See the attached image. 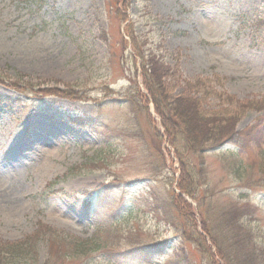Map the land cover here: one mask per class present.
<instances>
[{
  "label": "rangeland",
  "instance_id": "1",
  "mask_svg": "<svg viewBox=\"0 0 264 264\" xmlns=\"http://www.w3.org/2000/svg\"><path fill=\"white\" fill-rule=\"evenodd\" d=\"M258 17L264 0H0V77L11 83H0V240L25 239L39 223L74 239L113 225L121 248L167 241L159 254L124 264H206L157 216L173 210L178 163L135 110L130 77L140 86L141 70L126 31L136 48L157 53L173 70L172 94L198 77L216 79V91L238 100L264 98V27L252 25ZM52 88L70 95H51ZM223 98H204L202 107L214 109ZM258 115L246 111L236 127ZM257 145L222 147L235 159L226 163L209 150L204 163L207 187L252 206L243 219L264 246V183L246 187L241 178ZM190 160L198 163L195 155ZM247 172L258 176L254 166ZM45 239L35 243L36 264L48 256L50 264H76L52 255ZM89 261L115 264L102 254Z\"/></svg>",
  "mask_w": 264,
  "mask_h": 264
},
{
  "label": "trees",
  "instance_id": "2",
  "mask_svg": "<svg viewBox=\"0 0 264 264\" xmlns=\"http://www.w3.org/2000/svg\"><path fill=\"white\" fill-rule=\"evenodd\" d=\"M113 1L117 3L120 0ZM252 25L256 29L264 27V17L256 18ZM126 32L131 37L133 52L139 59L141 70L140 86L130 77V87H134L138 97L135 110L144 111V121L153 131L154 137H164L167 144L173 148V155L178 163L177 192L172 191L169 198L173 210L157 216L164 220L174 235L194 244L202 253L206 264H264V246L256 242L251 228L243 219L244 215L252 211V206L248 202L241 203L230 198L225 200L227 196L224 197L223 194L207 187L209 179L204 163L205 153L209 150L217 151L216 155L220 161L225 157L235 161L231 154L233 152L228 154L221 148H245L249 142L255 140L258 143L255 156L245 166L241 164L243 174L240 173L239 177L241 174V178L244 176L243 186L246 187L264 183V98L238 100L216 91L215 87L219 85L216 79L198 77L184 79L181 92L172 94L167 87V78L173 75V70L164 64L157 53L148 50L145 54L142 49L136 48L131 28L127 27ZM143 43L144 41L142 45ZM0 83L11 86V83L2 77ZM41 90L39 89L40 93ZM51 93L59 97L70 95L69 91H59L56 88H52ZM211 96H224L223 103L214 109L202 107L201 100ZM149 104L152 105L154 115L148 111ZM251 110L259 113L255 122L238 129L237 122L246 111ZM133 117L134 115L130 120L133 121ZM191 155L198 158L197 164L190 160ZM224 160L226 163V159ZM252 166L257 169V177L250 176L251 172H247ZM108 185H103L106 191ZM96 194L100 193H90ZM185 196L195 204L188 202ZM118 234L121 232L117 226L100 225L89 239H74L77 237L61 236V232L39 223L35 231L25 239L16 242L0 240V264H36L35 243L44 235L48 237L44 241L48 242L50 249H55L51 252L52 255L61 259L62 254L63 257L74 260L76 264H95L89 261L95 254L108 256L112 263L124 264L136 257L148 258L159 254L163 250L161 243H167L164 239L121 248L115 239ZM185 256L183 258L190 261L188 254ZM49 262L48 256L44 264H50Z\"/></svg>",
  "mask_w": 264,
  "mask_h": 264
}]
</instances>
